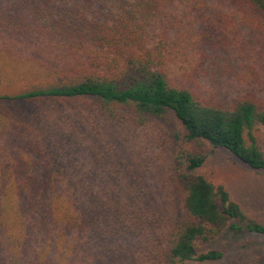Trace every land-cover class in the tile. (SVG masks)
Masks as SVG:
<instances>
[{"label": "trees", "instance_id": "1", "mask_svg": "<svg viewBox=\"0 0 264 264\" xmlns=\"http://www.w3.org/2000/svg\"><path fill=\"white\" fill-rule=\"evenodd\" d=\"M225 8L264 16V0H0V264H120L151 209L161 218L131 145L149 125L177 122L186 142L264 174V101L202 82ZM182 158L153 264L217 262L197 242L222 233L264 237L196 173L204 154Z\"/></svg>", "mask_w": 264, "mask_h": 264}, {"label": "rangeland", "instance_id": "2", "mask_svg": "<svg viewBox=\"0 0 264 264\" xmlns=\"http://www.w3.org/2000/svg\"><path fill=\"white\" fill-rule=\"evenodd\" d=\"M222 13L227 30L220 29L204 45L202 82L222 101L243 92H251L264 101V16L233 8H225ZM256 140L258 148L264 152L261 130L256 132ZM131 145L136 176L154 197L156 206L161 209V218L157 210L151 209V227L132 248H124L119 255L120 264L154 263L156 240L166 227L162 213L176 203L171 168L176 166L183 170L179 162L187 154H204L206 161L196 173L214 185L223 186L246 213L264 224V174L247 168L225 150L186 142L182 127L174 121L163 127L149 125L135 136ZM197 246L199 251L216 249L224 254L221 260L210 264H264V237L261 235L222 233L208 241L198 240Z\"/></svg>", "mask_w": 264, "mask_h": 264}]
</instances>
